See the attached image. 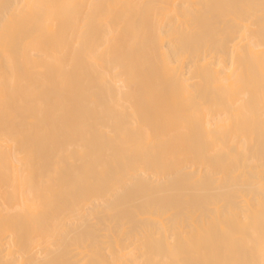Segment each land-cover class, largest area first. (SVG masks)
<instances>
[{"label": "bare ground", "instance_id": "1", "mask_svg": "<svg viewBox=\"0 0 264 264\" xmlns=\"http://www.w3.org/2000/svg\"><path fill=\"white\" fill-rule=\"evenodd\" d=\"M0 264H264V0H0Z\"/></svg>", "mask_w": 264, "mask_h": 264}]
</instances>
